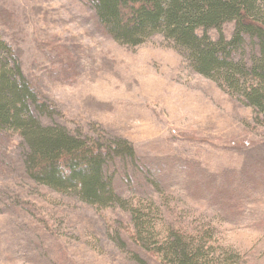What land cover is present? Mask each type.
Instances as JSON below:
<instances>
[{
	"label": "rangeland",
	"instance_id": "rangeland-1",
	"mask_svg": "<svg viewBox=\"0 0 264 264\" xmlns=\"http://www.w3.org/2000/svg\"><path fill=\"white\" fill-rule=\"evenodd\" d=\"M234 27L224 26L228 38ZM0 38L55 110L53 121L128 140L140 169L155 168L158 202L213 222L229 256H240L229 264H264V125L242 98L193 72L162 35L137 47L118 43L86 0H0ZM21 154L15 135L0 136V264H136L111 238L120 230L136 250L128 213L36 184ZM126 167L114 163L121 196L155 194L141 171Z\"/></svg>",
	"mask_w": 264,
	"mask_h": 264
},
{
	"label": "trees",
	"instance_id": "trees-1",
	"mask_svg": "<svg viewBox=\"0 0 264 264\" xmlns=\"http://www.w3.org/2000/svg\"><path fill=\"white\" fill-rule=\"evenodd\" d=\"M86 1L106 35L128 47L162 35L193 72L242 98L253 109L255 120L264 125V0ZM227 23L235 25L230 38L224 33ZM54 113L16 52L0 38V136L19 139L22 168L29 180L61 194H74L95 207H117L128 213L126 231L136 250L129 248L120 230L111 238L136 264H149L140 249L161 264H229L240 259L233 251L229 256L213 222L189 219L169 200L163 204L156 200L160 195L162 201L164 192L154 179L155 168L149 164L140 169L132 143L75 134L53 121ZM43 117L50 122L44 123ZM117 160L125 171L128 165L141 171L155 194L141 199L121 196L115 184ZM162 207L167 209L166 219ZM161 220L166 223L164 232L158 230Z\"/></svg>",
	"mask_w": 264,
	"mask_h": 264
}]
</instances>
